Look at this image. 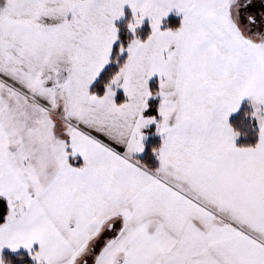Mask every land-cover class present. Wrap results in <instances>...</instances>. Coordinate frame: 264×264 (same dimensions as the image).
<instances>
[{
    "label": "snow or ice",
    "instance_id": "6c2138e0",
    "mask_svg": "<svg viewBox=\"0 0 264 264\" xmlns=\"http://www.w3.org/2000/svg\"><path fill=\"white\" fill-rule=\"evenodd\" d=\"M0 264H264V0H0Z\"/></svg>",
    "mask_w": 264,
    "mask_h": 264
}]
</instances>
